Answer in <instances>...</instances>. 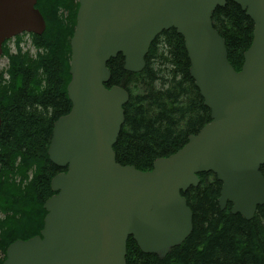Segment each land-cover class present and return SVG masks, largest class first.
<instances>
[{
    "label": "water",
    "instance_id": "water-1",
    "mask_svg": "<svg viewBox=\"0 0 264 264\" xmlns=\"http://www.w3.org/2000/svg\"><path fill=\"white\" fill-rule=\"evenodd\" d=\"M67 89L72 110L54 124L49 158L60 169L44 204L40 236L18 240L4 264H126L128 239L165 258L193 231L183 196L200 173L223 184L220 206L253 220L264 206V0H233L254 22L252 46L237 72L213 14L228 0H78ZM37 0H0L3 45L47 25ZM174 28L184 37L212 120L176 154L139 171L116 161L130 93L108 88V63L122 55L128 72L144 71L154 40ZM2 119L0 117V127Z\"/></svg>",
    "mask_w": 264,
    "mask_h": 264
},
{
    "label": "trees",
    "instance_id": "trees-1",
    "mask_svg": "<svg viewBox=\"0 0 264 264\" xmlns=\"http://www.w3.org/2000/svg\"><path fill=\"white\" fill-rule=\"evenodd\" d=\"M47 28L32 34L36 54L20 48L0 70V264L18 240L40 236L47 211L44 204L54 195L51 181L67 171L49 158L54 124L72 110L67 93L71 40L77 26L78 0H37ZM213 26L226 40L228 60L237 72L252 46L254 22L233 0L218 7ZM118 55L107 67L112 88L130 93L124 108L125 122L114 146L116 161L151 171L154 162L176 154L191 136L212 120L200 89L190 74L191 63L184 37L171 28L152 43L142 72L125 70ZM9 76V80L6 77ZM264 176V165L261 169ZM200 185L183 194L193 212V231L165 257L141 252L128 239L126 264H264V206L253 220L234 215L232 204L222 210L223 184L214 173H200Z\"/></svg>",
    "mask_w": 264,
    "mask_h": 264
},
{
    "label": "rangeland",
    "instance_id": "rangeland-1",
    "mask_svg": "<svg viewBox=\"0 0 264 264\" xmlns=\"http://www.w3.org/2000/svg\"><path fill=\"white\" fill-rule=\"evenodd\" d=\"M22 38V41H21V43H23L22 45H23V48L25 49V50H28L29 52H31V54L33 55V54H36V49H34V51H32L31 49H30V45L33 43V39H32V37H21ZM20 43V44H21ZM22 45H20V47L22 46ZM15 46H17V42L15 41H12V42H10L9 43V47H10V50H12V53L13 52H15ZM8 61L6 60V58H1L0 59V70H5L7 67H8ZM10 78H9V76H7L6 77V80H9ZM1 217V216H0ZM33 238V237H32ZM23 241H25V240H23Z\"/></svg>",
    "mask_w": 264,
    "mask_h": 264
},
{
    "label": "flooded vegetation",
    "instance_id": "flooded-vegetation-1",
    "mask_svg": "<svg viewBox=\"0 0 264 264\" xmlns=\"http://www.w3.org/2000/svg\"><path fill=\"white\" fill-rule=\"evenodd\" d=\"M9 42H10V40H9ZM9 42L6 43L7 46H8V44H9Z\"/></svg>",
    "mask_w": 264,
    "mask_h": 264
}]
</instances>
